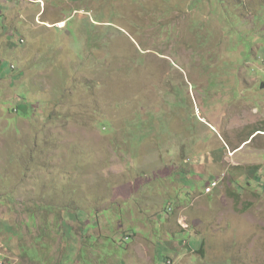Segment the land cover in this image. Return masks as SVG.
Segmentation results:
<instances>
[{
  "label": "rangeland",
  "instance_id": "obj_1",
  "mask_svg": "<svg viewBox=\"0 0 264 264\" xmlns=\"http://www.w3.org/2000/svg\"><path fill=\"white\" fill-rule=\"evenodd\" d=\"M153 253L264 264V0H0V264Z\"/></svg>",
  "mask_w": 264,
  "mask_h": 264
},
{
  "label": "built area",
  "instance_id": "obj_2",
  "mask_svg": "<svg viewBox=\"0 0 264 264\" xmlns=\"http://www.w3.org/2000/svg\"><path fill=\"white\" fill-rule=\"evenodd\" d=\"M223 179H224V176H221L220 178L214 180L213 183L211 184V187L214 188L215 181H220V180H223ZM207 192H210V190L208 189Z\"/></svg>",
  "mask_w": 264,
  "mask_h": 264
},
{
  "label": "crops",
  "instance_id": "obj_3",
  "mask_svg": "<svg viewBox=\"0 0 264 264\" xmlns=\"http://www.w3.org/2000/svg\"><path fill=\"white\" fill-rule=\"evenodd\" d=\"M133 235H135V234H133ZM136 236V235H135ZM155 253H153V257H152V262H151V264H154V259H155Z\"/></svg>",
  "mask_w": 264,
  "mask_h": 264
},
{
  "label": "trees",
  "instance_id": "obj_4",
  "mask_svg": "<svg viewBox=\"0 0 264 264\" xmlns=\"http://www.w3.org/2000/svg\"><path fill=\"white\" fill-rule=\"evenodd\" d=\"M133 235V234H132ZM128 237H126L124 240H126ZM113 245L116 244L114 241L112 243ZM115 247V246H114ZM169 261H166L165 263L168 264Z\"/></svg>",
  "mask_w": 264,
  "mask_h": 264
},
{
  "label": "clouds",
  "instance_id": "obj_5",
  "mask_svg": "<svg viewBox=\"0 0 264 264\" xmlns=\"http://www.w3.org/2000/svg\"><path fill=\"white\" fill-rule=\"evenodd\" d=\"M168 264H171V262L169 261Z\"/></svg>",
  "mask_w": 264,
  "mask_h": 264
}]
</instances>
